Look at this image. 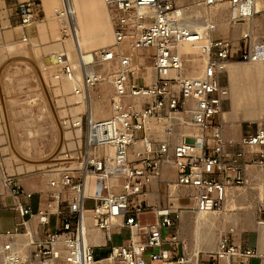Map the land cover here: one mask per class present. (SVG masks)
<instances>
[{
  "label": "built area",
  "instance_id": "obj_1",
  "mask_svg": "<svg viewBox=\"0 0 264 264\" xmlns=\"http://www.w3.org/2000/svg\"><path fill=\"white\" fill-rule=\"evenodd\" d=\"M105 2L113 15L118 49L95 52L89 63L82 57L75 63L60 52L53 65L55 79L73 81L74 94L87 102L85 117L70 122L84 130V141L74 153L66 152L50 178L48 195L38 193L35 207L36 192L4 172L10 208L19 215L14 229L6 233L11 238L22 234L26 241L22 252L13 241L2 240L0 264H157L174 259L185 264L188 258L178 233L183 213L222 208L229 188L247 181L250 166H264V126L244 133L237 142L225 139L219 120L226 96L220 76L228 64L264 62V37L253 22L236 38L215 36L218 22L213 16L200 17L203 33L188 24L189 6L172 0ZM220 2L228 3L231 25H244L259 12L256 0H193L199 9ZM17 11L26 28L40 19L41 6L26 0ZM55 13L65 19L68 11L64 5ZM70 29L67 21L63 32L68 35ZM22 40H28L26 33ZM184 43L197 47L204 58L202 76L140 81L144 74L132 64L131 49L154 47L157 68H180L179 46ZM116 59L120 67L113 75L111 114L96 118L89 102L90 91L103 79L97 66ZM3 120L0 87V124ZM167 170L175 178L166 180L167 200L161 203L152 198L151 186L161 183ZM91 229L99 230L105 242H90ZM123 230L127 237L115 243L114 236ZM233 233L231 228L224 233L217 248L198 264L264 259L258 247L236 242ZM97 248L107 250L97 255Z\"/></svg>",
  "mask_w": 264,
  "mask_h": 264
},
{
  "label": "rangeland",
  "instance_id": "obj_2",
  "mask_svg": "<svg viewBox=\"0 0 264 264\" xmlns=\"http://www.w3.org/2000/svg\"><path fill=\"white\" fill-rule=\"evenodd\" d=\"M79 1L83 11L81 18L83 37L88 40L91 36H100V38L105 40L107 45L105 47L115 48L117 45L115 44L113 35V15L109 6L104 0ZM172 1L189 7L195 6L193 0ZM37 2L42 3V0H37ZM61 3V0H58L52 4L50 12L45 8L41 12V17L43 18L37 21L30 29L28 40L23 41V29L20 27L21 23H10L8 18L11 10L7 9L5 0H0V87L5 102L4 120L0 124V160L3 161L8 174L17 176L26 189L37 192L35 196L41 193L43 197L48 195L50 186L47 189L43 187L32 189L28 186V183L40 186L46 180L49 184L50 178L53 176L55 170L62 165L66 152L74 153L80 147L84 141V130H80L81 135L76 136L77 128L70 126V122L77 116L83 115L85 117V111L87 109L86 106H83L81 110H75L74 107L82 105V103H73L75 102V100L71 99L72 95H74L73 87L70 90H65L62 78L57 80L54 77L53 65L55 60L53 58L60 51L54 49L53 44L71 37L70 33L67 35L63 32L68 20L57 16L55 13L56 9L62 8ZM17 5L14 6L12 12L19 16ZM211 9H215L216 12L212 13ZM205 13L213 16L218 23L223 21V24L228 26L226 31V29H220L218 24V30L214 33L215 36L236 38L244 27L243 24H230V10L227 2H220L206 9H199L197 7V11L189 15L200 19ZM254 18L256 19L254 25L258 28L259 37H264V10L259 11ZM12 42L16 46L10 50L7 44ZM47 46L50 47L46 48ZM102 48L106 49L104 46H98V48L93 50V53L103 50ZM55 51L57 52L55 53ZM130 51H133V49ZM133 53L135 56L137 55L135 51ZM148 54L145 51L140 52L139 56L142 59L138 60V62L141 71L150 70L151 58ZM71 60L74 61L75 59L73 60L71 58ZM74 62L77 63L78 59L76 58ZM235 62L240 63L242 66L248 64V62ZM118 66L119 61L117 59L115 62L104 63L97 67L106 75L107 70L118 68ZM190 67L188 66V68ZM227 71L226 69L220 76L223 85L228 89V94L224 98L223 112H232L236 88L234 92L229 90L230 78ZM104 81L103 79L95 86L90 91V95L94 93L97 99H103L105 103L107 102V106L111 112L110 97L113 90L111 87L108 95L104 96L102 92V83ZM140 81L144 83L148 82L142 75H140ZM254 86L262 88L264 86V76L243 74L239 82V95L248 92ZM224 117H222V114L219 116L223 127ZM259 124L264 126V116L261 121L255 119L253 121L246 120L241 122L239 138L233 140L238 142L244 133L255 131L260 126ZM69 133H71V136L68 135ZM238 147L243 148L242 146ZM246 178L247 181L245 183L230 188L236 191H246V199L229 206L230 196H228V200H226L227 202L224 206L215 213L220 217L217 219V224L214 227L216 233L215 246H217L220 237L229 231V226H232L229 214L236 213L241 217L245 214L249 216L245 217V222L241 220L242 230L240 233L238 231L234 232L232 237L236 242L237 237L243 239V241L248 239V245L257 247V220L264 219V208L261 209L264 203V191L262 190L264 189V166H250L246 173ZM167 187L166 180H163L161 182V191L164 202L162 203H165L167 200ZM153 199H156L155 196ZM35 203L36 198H33L34 207ZM188 212L184 214L185 217H182L180 221L178 233L181 243L185 248V255L189 258L185 264H194V257L192 255L197 244L191 240L193 229L185 227V219L187 220L189 218L188 216L192 214ZM10 215L8 216L10 217ZM3 222H5V218L0 215V226L4 225L2 224ZM127 235L128 232L123 230L121 235L114 236V242H120ZM260 247L259 245V249ZM106 250V248H97L96 253L97 255H101ZM211 250H214V248L210 249L202 244L198 263L203 262ZM181 253L182 249L179 248V254ZM171 262L179 264L175 259ZM253 264H258L257 260L254 259Z\"/></svg>",
  "mask_w": 264,
  "mask_h": 264
},
{
  "label": "bare ground",
  "instance_id": "obj_3",
  "mask_svg": "<svg viewBox=\"0 0 264 264\" xmlns=\"http://www.w3.org/2000/svg\"><path fill=\"white\" fill-rule=\"evenodd\" d=\"M46 1L48 4L50 3L52 5L55 2H57L58 0H46ZM61 2H62L60 4L61 7H64V5H65L67 8V11H68L66 18L68 19V22L70 24V28H71L70 29V32H71L70 36L71 37L67 38V39H63L62 41L53 44V47H54V49H57L60 52L67 53L69 55V57L72 58L73 60L74 59L76 60V58H77L79 61V59H81V57H82L83 60L85 61V63H89L91 60L92 54H93V50L95 48H98V46H104V48H107V47H105V46H107L105 43V40L103 38H100V36H91L90 38H88V40H86L83 37V34H82L83 30L81 28V26H82L81 18L83 15L82 14L83 11H82L81 4H80L79 0H61ZM104 2H105V0H104ZM204 9H206V8H204ZM256 10L257 11L264 10V0H256ZM196 11H197V7H195V6L187 7L186 16L189 18L188 24H190L194 28L202 29V32L205 33L204 26H203V24L200 23V19L195 18V17H193V19H190L191 16L189 14H191L192 12H196ZM211 11H212V13L216 12L215 9H211ZM207 15H209V14H207ZM255 21H256V19L252 18L247 23H245L244 26L247 27L248 24H251L252 22L254 25ZM218 24H219L220 29L223 28V29H226V31H227L228 26H225L223 24V21H220ZM39 27H40V25H39ZM263 29H264V23H263ZM40 31H42V30L40 29ZM113 35H114V32H113ZM7 46H8V49L12 50L15 48L16 44L12 42V43H8ZM48 47H50V46H47L46 48H48ZM182 47H183V52L185 53V56L181 53ZM193 47L194 46H192L189 43H184V44H181L179 46L180 53L183 55V65L180 68H157L155 58H154V55L156 53V50L154 47L135 48V49H133V51H135L137 53L136 56L134 55V53L132 51H130L131 55H132V59H133L132 64L134 66H136L137 69L140 70V64L138 62V60L142 59V57L139 56L140 52L142 49H150L152 51L148 55L151 58L150 70H144L143 71V74L145 76L146 81L152 82V81L158 80L162 76H169V75L179 76V78H191V77L198 78V77L202 76V74H203L204 66H205V60L201 56L198 48L197 47L193 48ZM111 48H114V47H111ZM115 48H118V47L116 46ZM56 52L57 51H55V53ZM197 52H198V56H197ZM57 54L54 55V58H53V60H55L54 63L56 62ZM115 61H109V62H105V63H112ZM197 62H198V65H197ZM199 63H200V67H199ZM81 65H84V63L81 62ZM187 65L191 66V67L188 68ZM119 67H120V65L118 66V68ZM118 68H114L113 70H107L106 75L103 74V79L105 81L102 83V90H103L102 92L104 93V96L108 95L111 87L113 86V75H114V72ZM226 69L228 70L227 72H228L229 78H230L229 90L230 91L232 90L233 92H234L235 88H236V90H235V95H234V99H233V111L232 112H222V117L225 116L224 117L225 120L223 122L225 130H229L228 133H230L231 136H233V134H235L237 132V129L240 130L241 122L246 121V120L253 121L255 119L261 121V119L264 116V86L262 88L259 86L258 87L254 86L253 88L248 90V92H245V93H242L241 95H239V90H240L239 89V82L241 81V76L243 74H246V75L252 74V75H258V76H264V62H248V64H246V65L244 64L243 66L240 63L231 62L228 64ZM62 83H63V87L65 90H70L74 85L73 81H71L65 77L62 78ZM224 89L226 90V95H227L228 94L227 87L224 86ZM71 99L75 100V102H73V103H82V105L75 106L74 107L75 110H81V107L87 106L86 105L87 102L84 101V99L82 97H80L79 95L74 94V95H72ZM89 104H90L91 112H92L93 116L96 118L107 117L111 114L110 109L107 106V102L105 103V101H103V99H97L94 96V93L90 96ZM259 125H260V127H263L262 124H259ZM76 130H77L76 136H80L81 135L80 129L78 128ZM68 135L71 136V133H69ZM233 139L234 138H232V137H228L227 140H233ZM4 172H6V171L4 170V167H3L2 163L0 162V179L2 178V182L5 185V183L3 181ZM32 185H36V184H32ZM173 187H174V185H172V189H171L172 193H173ZM233 187L234 186H232L230 188H233ZM230 188L228 190V196H230L229 197L230 202L228 204L229 206H231L233 203H236L239 201H244L246 199L245 198V197H247L246 191H244V190L236 191V190H232ZM262 190L264 191V189H262ZM227 200H228V197H227ZM188 211L189 210H186L183 213L182 217H185L184 214ZM189 212H191L192 214H190L188 216L189 218H187V220L185 219V227H190V229H193L192 235H191V240L195 241L197 246H196L195 251L193 252L192 256L194 257L193 258L194 264H198L199 252H200L202 244H204L205 246H207V248H210V249L214 248V250H215L217 248V246H215L216 233H215L214 227L217 224V219H219L220 217H219V215L215 214V213H217V210L209 212V213L195 212V211H191V210ZM249 214H250V212H249ZM248 216H246V214H245L243 217H241L236 213H230L229 218L231 219L232 226H229V229L231 228L234 232L238 231V233H240V231L242 230V227H243L241 220H244V222H245V220H246L245 217H248ZM256 229L258 230V232L260 234V244L259 245L261 247L259 250H261V252L264 253V221L263 220H261V219L257 220ZM96 230H94V229L90 230V233L88 235V240L94 244L104 243L105 240L103 239V236H101V234L99 232H97ZM20 235H22V234H16V235H14L13 238H11V234H9V233L0 234V244H1L2 240H7V241L11 240L17 245V247L19 245L20 251L24 252L25 251L26 238H25V236H24V238H20L19 237ZM237 239H239V237H237ZM211 251H213V250H211ZM190 259H191V257H190ZM162 264H175V263L165 262Z\"/></svg>",
  "mask_w": 264,
  "mask_h": 264
},
{
  "label": "crops",
  "instance_id": "obj_4",
  "mask_svg": "<svg viewBox=\"0 0 264 264\" xmlns=\"http://www.w3.org/2000/svg\"><path fill=\"white\" fill-rule=\"evenodd\" d=\"M24 1H26V0H5V4L7 6V9L8 10H11V12L9 14V18H8L9 21H10V23L11 22H14V23L20 22V16H17V14H13L14 12H12V10H13L14 6H16L20 2H24ZM39 4L41 6V12L43 10H45V8L48 10V12H50L52 6H51L50 3L48 4L46 0H42V3H39ZM42 6H43V9H42ZM42 18L43 17H41V15H40V19L39 20H41ZM35 23L32 26H29V27H26V28H23L20 25V27H22V29H23V33L22 34L26 33L28 35L30 33V29L35 25ZM144 51H145V53L147 52V54L148 53L150 54L152 52L150 49H142L141 52H144ZM181 53L185 56V53L183 52V47L181 48ZM197 56H198V52H197ZM199 67H200V63H199ZM112 90H113V86H112ZM228 131L229 130H225V127H223V134H224V136H225L226 139H228V137H232L234 139H237V138H239V135L241 133V128H240V130L237 129V132L235 134H233V136H231V134L228 133ZM0 162L2 163V165L4 167L3 161L0 160ZM4 170L6 171L5 167H4ZM174 178H175V175H174V172L172 170H167L164 173L163 180H167V179H172L173 180ZM32 184L33 183H31V184L28 183V186L30 188H32V189H36L38 187H43L44 189H47L49 187V184L47 183L46 180L40 186H38V185H32ZM0 189H1L0 190V215H1V217L3 216L5 218V222L2 223L4 225L3 226L2 225L0 226V233H6L7 231H11V230L14 229L16 223L19 221V215H18L17 212H15L14 210H12L10 208V205L12 204V197L10 195L9 189L3 184L2 178L0 179ZM36 194H37V192H36ZM150 194H151V196L154 195L155 198L157 199V201H159L161 203L164 202L163 201L162 191H161V183L153 184L151 186V192H150ZM154 196H153V198H154ZM37 197H38V195L34 197V198H36V202H37ZM35 206H36V203H35ZM9 214H11L10 217L8 216ZM94 230H96V229H94ZM96 231L101 234L100 231H98V230H96ZM101 236H103V235L101 234ZM19 237L20 238H24V235H20ZM256 240H257V244L256 245L259 248V232H258V235H257V239ZM237 241L239 243H241L242 245H244V244L245 245H248L249 244L248 243V239L245 240V241H243V239L239 238V239H237ZM248 246H250V245H248ZM254 259L257 260V263L258 264H264V259H262V260L259 259V258H254ZM253 260L251 261L250 264H253Z\"/></svg>",
  "mask_w": 264,
  "mask_h": 264
}]
</instances>
